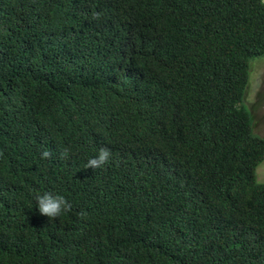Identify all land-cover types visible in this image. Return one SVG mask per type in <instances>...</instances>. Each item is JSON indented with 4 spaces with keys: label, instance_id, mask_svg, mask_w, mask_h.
Here are the masks:
<instances>
[{
    "label": "trees",
    "instance_id": "obj_1",
    "mask_svg": "<svg viewBox=\"0 0 264 264\" xmlns=\"http://www.w3.org/2000/svg\"><path fill=\"white\" fill-rule=\"evenodd\" d=\"M261 56L264 0H0V264H264Z\"/></svg>",
    "mask_w": 264,
    "mask_h": 264
},
{
    "label": "rangeland",
    "instance_id": "obj_2",
    "mask_svg": "<svg viewBox=\"0 0 264 264\" xmlns=\"http://www.w3.org/2000/svg\"><path fill=\"white\" fill-rule=\"evenodd\" d=\"M243 103L249 109L255 132L264 137V56L250 62L249 84ZM257 179L264 182V160L257 168Z\"/></svg>",
    "mask_w": 264,
    "mask_h": 264
},
{
    "label": "clouds",
    "instance_id": "obj_3",
    "mask_svg": "<svg viewBox=\"0 0 264 264\" xmlns=\"http://www.w3.org/2000/svg\"><path fill=\"white\" fill-rule=\"evenodd\" d=\"M42 158L47 159L50 156V152H42ZM67 156L68 153L63 154ZM112 153L107 147L100 148L95 156L88 160L86 168H92L93 170L102 168L108 164L111 160ZM36 209L40 215L46 216L49 220H53L57 217H61L72 210V204L63 194H53L52 192L44 191L36 195ZM81 217H85L87 213L81 211L79 213Z\"/></svg>",
    "mask_w": 264,
    "mask_h": 264
}]
</instances>
